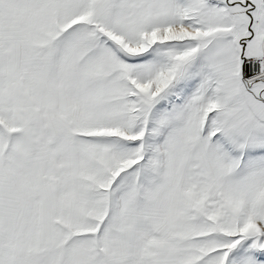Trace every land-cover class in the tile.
Masks as SVG:
<instances>
[{"label": "snow or ice", "instance_id": "6c2138e0", "mask_svg": "<svg viewBox=\"0 0 264 264\" xmlns=\"http://www.w3.org/2000/svg\"><path fill=\"white\" fill-rule=\"evenodd\" d=\"M0 264H264V0H0Z\"/></svg>", "mask_w": 264, "mask_h": 264}]
</instances>
